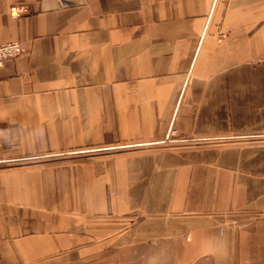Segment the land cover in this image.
Returning a JSON list of instances; mask_svg holds the SVG:
<instances>
[{
  "label": "crops",
  "instance_id": "crops-1",
  "mask_svg": "<svg viewBox=\"0 0 264 264\" xmlns=\"http://www.w3.org/2000/svg\"><path fill=\"white\" fill-rule=\"evenodd\" d=\"M13 42L0 264L249 255L264 224V0H0V45Z\"/></svg>",
  "mask_w": 264,
  "mask_h": 264
},
{
  "label": "rangeland",
  "instance_id": "rangeland-1",
  "mask_svg": "<svg viewBox=\"0 0 264 264\" xmlns=\"http://www.w3.org/2000/svg\"><path fill=\"white\" fill-rule=\"evenodd\" d=\"M70 157L69 155L60 156L57 159H62ZM50 157H44L43 159H37L38 160H46L42 162H48L47 160ZM49 177L45 178V182H49ZM65 180V178H63ZM46 191L42 192L41 195L45 196V198L48 199V196L52 195L55 196L56 194H50L49 193V187L46 186ZM57 195L60 197L61 200H64L65 197L68 195V193H57ZM250 253L248 256L245 257H237L235 258V264H264V224L260 226L258 233L252 236V240L250 241Z\"/></svg>",
  "mask_w": 264,
  "mask_h": 264
},
{
  "label": "built area",
  "instance_id": "built-area-1",
  "mask_svg": "<svg viewBox=\"0 0 264 264\" xmlns=\"http://www.w3.org/2000/svg\"><path fill=\"white\" fill-rule=\"evenodd\" d=\"M57 5L60 7L66 6V0H57ZM28 13V10L24 7L13 6L10 9V14L14 18H18ZM23 54V47L20 42H13L10 44L0 45V67L8 60L16 59Z\"/></svg>",
  "mask_w": 264,
  "mask_h": 264
}]
</instances>
